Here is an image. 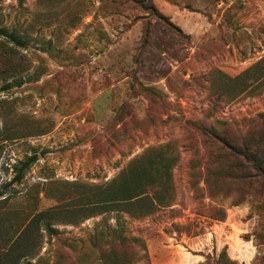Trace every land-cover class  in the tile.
Here are the masks:
<instances>
[{"label": "rangeland", "instance_id": "rangeland-1", "mask_svg": "<svg viewBox=\"0 0 264 264\" xmlns=\"http://www.w3.org/2000/svg\"><path fill=\"white\" fill-rule=\"evenodd\" d=\"M0 27V264H264L222 151L264 160V0H0Z\"/></svg>", "mask_w": 264, "mask_h": 264}, {"label": "trees", "instance_id": "trees-1", "mask_svg": "<svg viewBox=\"0 0 264 264\" xmlns=\"http://www.w3.org/2000/svg\"><path fill=\"white\" fill-rule=\"evenodd\" d=\"M0 37H5L9 39L12 43L19 47H25L26 43L20 39L14 32H10L6 28L0 27ZM224 148H222V151L226 153V156L230 158L233 162H235L236 167L228 171V176H230L233 180H235L234 185H243V189L246 190H240L236 189L235 191H239L242 194L248 193L255 196H264V160L262 161L259 159L260 152L257 149L250 148L249 146L243 150H237L227 144L226 142H222ZM242 161H245V164L242 163ZM36 162V157L32 156L28 158L25 162H21V165L23 166L21 171H19L13 182H20L22 181V178L24 176V171L29 169L34 163ZM217 184V182H214ZM209 185V182H207ZM211 186H215L214 184H211ZM7 186L1 185L0 189L2 191ZM121 188H124L122 190L123 192L126 190V185L122 184ZM0 191V196L3 195V192ZM261 198V197H260ZM142 200V199H141ZM138 201L139 202L141 201ZM240 204V202H238ZM214 213L219 215L221 219L225 218V214L221 210L214 209ZM44 214H41L39 218H42ZM198 227V226H197ZM228 248H225L223 252L221 253V258L227 257ZM229 259V258H228ZM220 264H237L234 261H231L230 259L227 261H222Z\"/></svg>", "mask_w": 264, "mask_h": 264}]
</instances>
